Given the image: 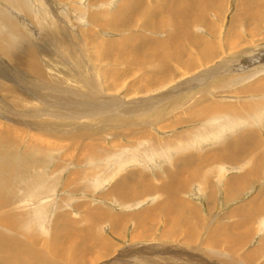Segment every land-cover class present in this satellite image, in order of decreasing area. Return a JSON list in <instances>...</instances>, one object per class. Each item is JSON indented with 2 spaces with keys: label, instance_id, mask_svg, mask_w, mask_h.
<instances>
[{
  "label": "rangeland",
  "instance_id": "1",
  "mask_svg": "<svg viewBox=\"0 0 264 264\" xmlns=\"http://www.w3.org/2000/svg\"><path fill=\"white\" fill-rule=\"evenodd\" d=\"M155 1L164 3V0H143V8L138 11L146 8L150 11ZM27 2L32 15L23 14L9 2L0 0V22L5 23L3 19H8L23 28L21 35L25 36L24 43L30 46L27 38L32 40L38 57L36 61L41 65L44 75L33 70L28 72L27 65L31 62L29 55H23L24 67L15 68L0 53V133L7 131L17 140L13 147L18 152H14L26 154L27 165H33V168L28 169V172H16L18 177H14L2 167L0 180H4L2 184L5 181L13 184L16 196L24 195L22 199L27 198L25 204L15 202L13 206L17 210L32 206L27 204L29 198L39 205L31 208L36 210L33 211L37 213L33 215V221L38 220L37 223H28L29 231L33 230L34 233L27 238L39 242L32 249L41 253L52 251L49 261L53 264H264V128L260 126L264 125V110L261 116L248 113L245 119H236L231 114H227L225 119L220 113L198 117L208 102L217 103L220 107L216 109L223 110L220 104L236 106L251 102L255 105L263 101L262 93L253 94L251 90L255 89V81L264 77V30L254 31L252 26L254 32L250 35L251 30L247 31L250 26L248 23L244 25V16H238L236 6L256 2L252 6L259 4V11L255 14H260L264 13V0H224V5L221 0H217L214 2L217 5L206 9L208 22L205 26L195 23L190 30L194 36L213 41V49L221 51H218V58L201 57L194 48L181 53L187 59L195 57L194 67L189 68L190 79L196 76L194 74L205 71H211L212 75L197 82H189L187 86L181 85L183 82L178 79L180 75H175L174 88L178 85L185 88L173 89L174 94L162 101L160 98L166 88L161 89L164 86L158 83H148L145 87L146 83L141 79L144 74L150 73L149 68L143 66L139 69L134 63L136 56L132 51L137 40L146 39L150 42L162 37V32L144 26V21L140 19L135 21L138 25L131 23L130 15L133 9L137 10V0ZM158 10L163 13L162 9ZM106 12L110 14L109 19L118 17V12L122 17L118 18V24H111L110 29L101 24L96 25L99 15ZM36 18L44 23L48 18L46 24L51 23V27L41 28L42 22L38 24ZM234 20H237L236 25ZM261 24L264 26V20ZM141 27H144L143 30ZM4 30L8 32L7 27L5 29L0 25V32L7 34ZM228 30H233L230 34L233 37L244 38V42L237 44L231 54L224 53V50L231 49L229 37H225ZM125 43L123 50L127 54L122 60L124 65L114 64L113 56L100 61L98 55L105 46L113 44L116 57L117 49L123 48ZM146 49L138 48L140 54L137 58L149 55L150 51ZM226 62L231 63L232 70L218 69ZM170 63L173 70H179V74L188 73V63L184 65L185 69L169 59ZM124 67H130L129 71L125 72ZM116 70L128 75H124L118 87H114L112 82ZM154 71L156 74L159 69ZM252 71H255V75L245 79V75ZM104 83H107L108 88L102 92ZM40 86L42 88L38 89ZM37 94H44L45 97L40 100ZM112 97L115 98V110L108 111L109 107L103 109L106 103L113 107L114 103L107 101ZM252 116L261 119V123L250 121ZM225 128H229L230 133L225 134ZM216 131H219L218 136L225 134L221 137L225 142H232L235 137L239 140L247 134L245 138H248L244 140L252 142L253 153L250 157H240L237 155L239 147L235 146L236 157L233 162L225 165L213 161L212 151L218 154L217 150L225 144L218 147L220 138L214 142L212 138ZM251 131L255 134L253 137L259 138L250 139ZM178 140L184 141L185 146L182 151H178L177 147L176 152L179 154L174 155L170 146L177 144ZM259 140L261 146L257 145ZM200 141L203 143L200 144ZM0 143L3 145L1 140ZM42 143L48 145L47 150L41 148ZM84 143H87L86 146ZM1 145L0 149L4 151ZM178 156L184 159L185 156L194 160L198 158V162L200 157L201 162L195 166L192 160H186L184 165L189 169L186 167L180 171L183 164H177ZM15 158V155L8 156L6 153L0 161L6 165ZM16 160L20 162L22 157ZM178 169L180 173H189L188 177L184 175L186 193L182 195L184 208L181 209L186 218L192 216V219H179L177 224L188 221H191V225L197 224L193 220V215L197 213L203 219V224L197 225V231H185L181 225L175 233L176 222H168L165 215L179 207L167 202L166 196L170 191L175 193L172 177ZM194 170L196 172L192 173ZM249 170L253 171L252 174ZM1 181L0 187L3 186ZM30 183L33 186L27 188L25 194L23 187ZM188 204L191 209L185 206ZM165 206L168 208L163 209ZM26 209L20 213H28ZM4 210L6 207H1L0 213ZM234 210L241 213L238 215ZM94 212L101 213L97 221L91 218ZM105 212L107 214L103 216ZM150 212H156L157 216L154 218ZM143 213L148 215L137 220L134 218ZM111 215L120 222L114 223ZM6 216L7 213L0 216L1 232L20 235L21 238L29 232L22 229L9 232L1 222ZM142 224L148 225L149 229L142 228ZM224 228L229 231H222ZM217 231L223 235L229 234L227 237H236L238 234L240 238L244 235V242L220 241L219 246L208 243L209 235L213 236ZM54 233L58 235L56 244L52 238ZM186 233H189L188 236Z\"/></svg>",
  "mask_w": 264,
  "mask_h": 264
},
{
  "label": "bare ground",
  "instance_id": "2",
  "mask_svg": "<svg viewBox=\"0 0 264 264\" xmlns=\"http://www.w3.org/2000/svg\"><path fill=\"white\" fill-rule=\"evenodd\" d=\"M3 1V0H2ZM7 2H9L11 4V6H14L15 8L21 10V12L24 13H27V14H31V9H29L28 5L26 4L27 0H5ZM127 1V0H126ZM136 1V0H135ZM217 1V0H164V3L161 1V2H156V4L154 5V8H151L150 11H148V8L146 9H143L141 11H138L140 9L143 8V0H137L138 2V6L137 7V10L136 8L132 10V13L130 16L132 19H130L131 23L135 22V21H139L137 19H140L141 21H144V26L148 27V28H152L153 31H157V32H162V37L164 35V38H158L156 40H151L150 42L149 41H145L146 39H143V40H137L136 44H135V48L133 49L132 53L134 56V63L137 64V67H139V69H141L143 66H148L149 70L148 72L150 73H146L143 75L141 81L142 82H145V87L147 85H149L148 83H152V84H160V86H164L162 87L161 89H165L166 90L163 92V96L160 98V100H165L167 99L168 97L172 96L174 93H173V89H180V90H183L184 88L180 85L176 86L174 88V84H175V75H180L178 79H180L183 83L181 85H188V83L190 82H197V81H200L201 79H206L208 76H211L212 75V72L211 71H205L204 73H201V74H194L196 76H193L191 77V79L189 78V71L190 69L189 68H192L194 67V58L192 59V57H190L189 59L186 58V56L184 54L181 53V51H187L189 49H196V51L198 52V55L199 56H203V57H206L207 59H215V58H218L217 57V54H218V51L220 49L216 48V49H213L214 48V45H213V41H209V39L205 38V37H199V36H194L193 35V32L191 33V28L193 27V25L195 23H200L201 25L205 26V23H207V15H205V12H206V9H212V7L214 5H217V4H214V2ZM222 1V4L224 2V0H221ZM124 2V0H123ZM129 2V0H128ZM153 2V3H155ZM28 3V2H27ZM152 3V4H153ZM218 3V2H217ZM220 3V2H219ZM227 3V2H226ZM256 2L252 3V4H249V3H245V4H241V5H237L236 6V13H238V16H244L242 17L243 21L245 22L244 25H248L250 26L247 31H250L251 29L254 28V31H260L261 30L263 31L264 30V26L261 24V21L264 20V13H260V14H255V12H258V6H260L259 4H257L256 6H252V5H255ZM25 4V5H24ZM126 4V2L124 3ZM123 4V6H124ZM151 4V5H152ZM220 4V5H222ZM224 5V4H223ZM128 4H127V8H128ZM126 7V6H125ZM218 7V6H217ZM158 9H162L163 10V13H159ZM219 9V8H218ZM2 10V9H1ZM122 10V9H121ZM126 9H124L125 11ZM128 10V9H127ZM131 10V9H130ZM147 10V11H146ZM161 10V11H162ZM2 12H4L2 10ZM1 13V12H0ZM5 13V12H4ZM123 13V12H122ZM138 13V14H137ZM33 14V12H32ZM31 14V15H32ZM117 14H119L118 17H114L112 19H109V15L107 12L106 13H102L101 15H99V18L101 20H99V18H97V22H96V25L97 24H101L103 25V27L107 28V29H110L111 27V24H118L119 22V19L122 18L121 17V13L118 12ZM1 15L0 14V19H1ZM127 15V13H126ZM125 15V17H126ZM140 15V16H138ZM5 16V15H3ZM34 16V15H33ZM124 16V14H123ZM119 18V19H118ZM129 18V17H128ZM236 18V17H235ZM37 19V18H36ZM257 19V20H256ZM5 20L6 22L4 23L2 20V22H0V25L3 26L5 29L6 27L8 28V32L6 30H4V32L6 31L7 34L5 33H1L0 35V53L3 54L5 57V59L7 58V60L10 62V65H14L15 68H22L21 66H23V60L22 58L24 57L23 55H29V58L31 60L30 64L27 65V70L28 72H30V70H33L35 73L39 74V75H44L43 73V70H42V67L41 65L36 61L37 60V55L36 53L34 52L36 50V47L35 45L33 46V42L32 40L30 41L28 38H27V41L30 43V46H27L24 41H25V36L23 37L21 34H22V27H20V25H17L12 23V22H9L8 19H3ZM10 20H13V19H10ZM38 20V24H40L42 22V27L41 28H44V29H49L51 27V23H47L46 22H49L48 18L45 19V23L43 21L40 20V18L37 19ZM194 20V22H192ZM219 20V19H218ZM250 20V21H249ZM94 21V20H93ZM249 21V22H248ZM233 22H235V25L237 23V20H234ZM233 22L231 23L233 25ZM14 26H12L11 24ZM136 23V22H135ZM252 23V24H251ZM125 25V23H123ZM122 24V25H123ZM137 24V23H136ZM138 25V24H137ZM99 26V25H97ZM118 26V25H117ZM141 26V25H140ZM143 26V25H142ZM253 26V28H252ZM139 27V26H138ZM237 27V26H236ZM22 28V29H21ZM97 28V27H96ZM121 28V27H120ZM127 28V26H126ZM142 28V27H141ZM144 28V27H143ZM142 28V30H143ZM231 28V26L229 27V29ZM100 29V28H98ZM102 29V28H101ZM100 29V30H101ZM123 29V27L121 28ZM129 29V28H128ZM131 29V28H130ZM140 29V28H139ZM246 29V28H245ZM118 30V29H117ZM2 31V30H1ZM119 31V30H118ZM117 31V32H118ZM221 31V30H220ZM251 30L250 32V35L253 34V32ZM120 32V31H119ZM122 32V31H121ZM146 32V30L144 31ZM148 32H151V30L149 31L148 29ZM233 30H228L227 34H226V39L228 38V43H229V47L231 48L230 50H224V53L225 54H231L234 49H235V46L237 44H241L244 42V38H242L241 36L238 37H233V35H230L232 34ZM115 33V32H114ZM147 33V32H146ZM157 34V33H156ZM148 35V34H146ZM150 35V34H149ZM160 35V34H159ZM235 35V33H234ZM222 36V35H221ZM236 36V35H235ZM149 37V36H148ZM256 37V36H255ZM149 39V38H148ZM150 40V39H149ZM225 40V39H224ZM143 41V42H141ZM26 42V41H25ZM103 42V41H102ZM219 42V41H218ZM142 44V45H139ZM120 44V43H119ZM218 44L217 43V47H218ZM26 45V47H25ZM113 45V44H112ZM112 45H107L104 47V50H102V52L98 55V57L100 58V61L103 60H107L110 56H113V63L114 64H117L120 66V64L123 63V59H124V56L125 54H127L126 51H124L123 49L125 48V44H123V48H118L116 52H118L116 54V57H115V54L113 51V49H115L114 46ZM114 45H116L114 43ZM121 46V45H120ZM147 48V52H149L150 54L147 56H145L144 58H137V56L140 54L139 51H137L138 48ZM34 48V49H33ZM38 49V48H37ZM43 49V48H42ZM191 51V50H190ZM228 51V53H227ZM189 52V51H188ZM221 52V51H219ZM237 52V51H236ZM40 53V52H39ZM142 53V52H141ZM144 53V52H143ZM180 53L182 54V56L180 55ZM192 53V52H191ZM142 55V54H141ZM197 55V56H198ZM224 55V54H223ZM198 56V57H199ZM220 56V55H219ZM224 57V56H223ZM222 57V58H223ZM25 58V57H24ZM206 58H204L203 60H205ZM159 59L158 62H156L157 60ZM169 59L173 62H176L178 63V65L181 66V68L185 69L184 65L186 63H188V73L185 72L184 74L185 75H181L179 74V70H173L171 68V63L169 64ZM174 59V60H172ZM200 59V58H199ZM156 62V63H155ZM198 62V61H197ZM199 63V62H198ZM206 64V63H205ZM231 63H222L220 65V67L218 69H230V66L229 65ZM124 65V64H122ZM126 65V64H125ZM196 66V65H195ZM24 67V66H23ZM199 67V66H198ZM263 67V66H262ZM14 68V67H13ZM128 68V69H126ZM124 67V70L125 72L129 71V68L130 67ZM259 68V67H258ZM155 69H159L158 73H154ZM179 69V68H178ZM217 69V71H218ZM245 69V68H244ZM248 69V68H247ZM115 70V69H114ZM123 70V69H122ZM123 70V71H124ZM184 70V71H186ZM226 70V71H227ZM261 70V69H260ZM117 71V70H116ZM121 72V71H117L114 73V76L112 77V82H113V86L114 87H118L119 86V83H120V80L122 78H124V75L126 76L127 74L124 73V72ZM131 71V70H130ZM215 71V72H217ZM192 72V71H191ZM190 72V73H191ZM214 72V71H213ZM258 72V71H256ZM130 73V72H129ZM251 73V72H250ZM248 73L247 75H245V79H250L251 77H253L255 75V71H252V73L250 74ZM25 74V73H24ZM259 75V74H258ZM30 76V75H29ZM128 76V75H127ZM132 76V75H131ZM237 76V75H236ZM214 77V76H212ZM189 78V79H188ZM211 78V77H210ZM223 78V77H222ZM184 79V80H183ZM188 79V81H187ZM194 79H196L194 81ZM221 79V78H220ZM30 80V79H29ZM231 78L228 79V81H230ZM186 81V82H185ZM234 83V82H233ZM256 85H255V89L254 90H251V92L253 94H260L262 93L264 95V77L259 79L258 81H255ZM259 83V84H258ZM24 84V83H23ZM29 87V86H28ZM144 87V88H145ZM173 87V88H171ZM180 87V88H179ZM260 89H259V88ZM42 88V86H40L38 89ZM107 88H108V85L107 83H104L102 85V92H105L107 91ZM37 89V90H38ZM190 89V87H189ZM88 90V89H87ZM87 93V92H86ZM85 93V94H86ZM239 93V92H238ZM88 94V93H87ZM38 95V94H37ZM94 96V95H93ZM210 96V95H209ZM239 96V95H238ZM45 97V95H38L37 98H40V100H43V98ZM35 98V97H34ZM88 98V97H87ZM205 98H208L206 97L205 95ZM263 98V101L259 104V103H256L255 105H253V103L249 102L247 104H237L236 106L233 105V104H228V103H224V104H220L222 107H223V110H218L216 108L220 107L218 106L217 103L213 102V103H209L208 102V105H206L207 107H205L201 112H200V115H198V117L200 116H206V114L208 115H213V114H221L224 116V118L226 119V116L227 114H231L232 117H235L236 119H241L242 117H246L248 113H257L259 116H261V113L262 111L264 110V97ZM83 99V98H81ZM111 100V102H113L114 104H112L113 107H111L110 103H106V107L103 108V109H108V111H113L115 109L114 108V105H115V98L112 97V99H108L107 101ZM119 100H121V98L119 97ZM169 100V99H168ZM255 101V99H253ZM257 100V99H256ZM84 101V99H83ZM258 102V100H257ZM82 103V101H81ZM123 102H120V104H122ZM101 105V104H100ZM105 106V105H104ZM235 106V107H234ZM82 107V106H81ZM233 107L235 108V110H233ZM84 108V107H83ZM216 109V111H215ZM84 110V109H83ZM134 110H136V107H134ZM11 112V111H10ZM234 113H238L236 114V116L234 115ZM240 113L242 114V116L240 117ZM23 114V113H22ZM120 116V115H119ZM204 116V117H205ZM197 117V116H195ZM197 117V118H198ZM209 117V116H208ZM117 118V117H116ZM222 118V119H224ZM245 119V118H244ZM119 120V118H118ZM230 120V119H229ZM26 121V120H25ZM177 121V120H176ZM233 121V120H232ZM250 121H253V122H257V123H261V119H256L254 116H252V118L250 119ZM41 122V121H40ZM236 122V121H234ZM264 122V120H263ZM215 123V122H214ZM237 123V122H236ZM247 123V122H246ZM238 124V123H237ZM254 124V123H253ZM202 125V124H201ZM232 125V124H231ZM234 125V124H233ZM240 125V124H239ZM205 126V125H204ZM241 126V125H240ZM262 128H264V125H260ZM235 127V126H234ZM233 127V128H234ZM237 127V125H236ZM235 127V129H236ZM242 127V126H241ZM226 129V133H230V129L229 128H225ZM209 130V128H208ZM218 130V129H217ZM223 130V129H222ZM238 130V128H237ZM4 131V130H3ZM241 131V130H240ZM238 131V132H240ZM244 130H242L243 132ZM253 131V130H252ZM249 132L251 133V138L250 139H253L254 137L256 138H259L257 136H254L255 135L253 132ZM263 131V134H264V130ZM235 132V131H234ZM233 132V133H234ZM237 132V131H236ZM131 133V132H130ZM221 133V131H220ZM232 133V134H233ZM246 133V132H245ZM21 134V133H20ZM208 134V133H207ZM225 134H221L220 136L219 135V131H216V135L214 136V138H212L214 140V142L217 141V139L220 138L219 140V148L221 146H223V143L225 142V139L222 140L223 138H221L223 135L225 136ZM0 140L2 142V144L4 145H0L5 149L3 151V149H0V152H3L2 155H0V159H3L5 157V154L7 153V155H15L16 158H19V157H22V161L18 162L15 158V160L13 162H10L9 164H6L4 165V162L0 161V169H2V167L7 171V173L9 175H13L14 174V177H18V174L16 172H28V169H32L33 165H27V159H25V157H27L26 154H22V155H19L17 154L16 152H18V149H15V144H16V141L15 138L12 137V135L10 133H8L7 131L5 132H2L0 133ZM229 135V134H228ZM247 134L243 135L239 140H236L237 137H235V140L232 141V142H225L224 144V147L219 150H217L218 154H215V155H212V160L217 162V163H220V164H225L228 162L231 163L235 160V157H236V154H235V149L237 147L238 150H237V155H239L240 157L244 156L245 157H250L251 154L253 153L252 149H251V145L252 142H248V140H244L246 138H248V136L245 138ZM262 135V134H261ZM16 136V135H15ZM145 136V135H144ZM208 136V135H207ZM206 136V139H209L207 138ZM234 136H237V135H234ZM149 137V136H147ZM203 137V136H202ZM201 137V138H202ZM228 137V136H226ZM225 137V138H226ZM250 137V136H249ZM232 138V137H231ZM37 139V138H36ZM230 139V138H228ZM227 139V140H228ZM262 139V138H261ZM222 140V141H221ZM257 140V139H256ZM38 141V140H36ZM40 141V139H39ZM42 141V140H41ZM253 141V140H252ZM47 142H50V141H47ZM257 142V141H256ZM51 143V142H50ZM52 144V143H51ZM83 144V143H82ZM87 144V143H86ZM86 144L84 143V145L86 146ZM115 145L117 143H114ZM262 142L261 140L258 141L257 145L261 146ZM263 144H264V138H263ZM163 145V144H162ZM41 148H43V150H47V147L48 145L46 144H41L40 145ZM53 146V145H52ZM255 146V145H254ZM264 146V145H263ZM258 147V146H257ZM50 148V147H49ZM166 147H164L165 149ZM248 148V150H246ZM253 148V147H252ZM249 149H251V151H249ZM223 150V151H221ZM259 149H257L258 151ZM16 151V152H14ZM256 151V150H255ZM260 151V150H259ZM242 155V156H241ZM255 155V154H254ZM40 156V155H39ZM211 157V156H210ZM253 157V156H252ZM255 157V156H254ZM259 157V156H258ZM70 158V157H69ZM214 158V159H213ZM209 159V158H208ZM239 159V158H237ZM236 159V160H237ZM261 159V158H260ZM42 160V159H41ZM241 160V158H240ZM239 160V161H240ZM254 160V159H253ZM11 161V160H10ZM43 161V160H42ZM41 161V162H42ZM193 161V160H192ZM211 161V160H209ZM243 161V160H242ZM8 162V161H7ZM35 162V161H33ZM146 162V161H145ZM194 162V161H193ZM257 162L259 163V161L257 160ZM260 162H263L262 160ZM36 163V162H35ZM180 163V161H179ZM183 164V163H182ZM195 166L198 164V163H193ZM207 164H208V161H207ZM36 165V164H35ZM40 165V163H39ZM37 166V165H36ZM176 166V165H175ZM27 167V169H25ZM56 167V166H55ZM181 167V166H180ZM187 165H183L181 167V170L180 171H184L183 169L185 168L186 169ZM200 167V166H199ZM208 167V166H207ZM188 168V167H187ZM219 168V167H218ZM189 169V168H188ZM221 169V168H220ZM219 169V170H220ZM179 170V169H178ZM192 170V168H190V171ZM186 171V170H185ZM250 173L252 174L253 171L249 170ZM29 172H32L33 174L35 172L33 171H29ZM178 172V171H176ZM189 172V171H188ZM196 172V170L192 171V173ZM243 172V171H242ZM16 173V174H15ZM42 173V172H40ZM168 173V172H167ZM180 173V172H179ZM184 173V172H183ZM201 173V172H200ZM249 173V172H248ZM38 174V173H37ZM182 174V173H180ZM178 174L180 177L181 175ZM189 174V173H188ZM187 174V175H188ZM175 175V174H174ZM183 175V174H182ZM192 175V174H191ZM172 176V175H171ZM176 176V175H175ZM172 177V178H175ZM178 176V177H179ZM242 176V175H241ZM249 176V175H248ZM13 177V178H14ZM46 177V176H44ZM188 177V176H187ZM41 176L38 178V180H40ZM204 178V177H203ZM230 178V177H229ZM11 179V177H10ZM126 179V178H125ZM6 180V179H5ZM173 180V179H172ZM1 181V180H0ZM4 180L1 181V184L3 183ZM11 181L14 182V179H11ZM182 181V180H180ZM120 184V183H118ZM173 184V183H172ZM3 186L0 187V208L1 207H6V210L2 211L0 213V216L3 215L4 213H7V216L6 218L4 219V221H1L2 222V226L3 227H6L7 230L9 232H15L17 231L18 229H22L24 231H29L30 230V227L28 226V223H32V224H35V222L37 223V221H33V215L37 214V213H34L35 211L33 209H31L32 207L34 206H39L38 204H36V202H33L30 200L27 201V204H30L32 206H24L22 207V209L17 210V208L13 205H15V202H17L18 204L20 202H23V204H25V201L27 200V198L25 199H22V197H24V195H21V196H16V192H15V189L13 187V184H10V182H7L5 181L4 184H2ZM181 185V184H180ZM31 186H33V184L30 183V185H25L23 187V191L25 194H27V191L26 189L27 188H31ZM128 187V186H127ZM179 187V186H178ZM232 187V186H231ZM126 188V187H125ZM138 188V187H137ZM21 189V188H20ZM33 189V188H32ZM114 190V189H113ZM131 190V189H130ZM111 191V190H110ZM116 191V190H115ZM124 191L123 190V193L124 194ZM20 194V193H19ZM134 193H132V196H133ZM130 195V194H128ZM26 196H30V195H26ZM35 196V195H34ZM136 196V195H135ZM134 196V197H135ZM38 200V199H37ZM261 203V202H260ZM16 204V205H18ZM260 206V205H259ZM258 206V207H259ZM26 208H30V209H26ZM23 209H26L25 211L28 212V213H20L21 210ZM40 208L37 209V211L39 210ZM34 211V212H33ZM41 209L38 211L40 212ZM252 211V210H251ZM86 212V211H85ZM39 214V213H38ZM106 212L105 214L103 213V216H106ZM88 215V214H87ZM90 215V214H89ZM245 215V214H244ZM101 216V213L100 212H94V214L91 216V218L94 220V221H97L99 220ZM90 218V219H91ZM241 218V217H240ZM111 219L114 223H117L119 220H117L115 217H113L111 215ZM92 220V221H93ZM251 221V220H250ZM71 222V221H70ZM120 222V221H119ZM26 224V226H24ZM186 224V223H185ZM240 226V225H239ZM223 227V226H222ZM238 228V227H237ZM222 230H225L222 229ZM234 230V229H233ZM56 231V230H55ZM229 231V229H228ZM238 231V230H237ZM32 233H34L33 230L23 234V238L20 237V235H7V234H4L3 232L0 231V264H53L49 261V256L52 254V251H45L43 253L41 252H36L32 249V247L36 246L39 244V242L37 240H30L27 238V236L31 235ZM37 233V232H36ZM236 233V232H235ZM216 235V234H215ZM217 235H219L220 237V240L219 241H228L230 240L232 242V240H235V242L237 240H240L238 242L240 243H243L244 240H242L243 238L245 239L244 235H241L240 238L239 236L237 237H227L226 235L229 236V234H219L217 233ZM226 236V237H225ZM235 236V235H234ZM216 237V236H215ZM218 237V238H219ZM246 237H248L246 235ZM53 241H55L54 243L56 244L57 240H58V235L57 234H53ZM213 237L209 235V241L208 243L211 244V242H213ZM247 240V239H246ZM219 244V243H217ZM235 246V245H234ZM242 247V246H241ZM236 250V249H235ZM239 250V249H238ZM83 252H85V249L83 250ZM251 253V252H250ZM252 255V253H251ZM250 255V256H251ZM249 256V257H250ZM229 259V258H228ZM223 262V261H222ZM253 263V262H252Z\"/></svg>",
  "mask_w": 264,
  "mask_h": 264
},
{
  "label": "crops",
  "instance_id": "3",
  "mask_svg": "<svg viewBox=\"0 0 264 264\" xmlns=\"http://www.w3.org/2000/svg\"><path fill=\"white\" fill-rule=\"evenodd\" d=\"M236 114H238V113H234V115L236 116ZM177 140V139H176ZM175 140V141H176ZM205 142H207L206 140H205ZM180 143V144H179ZM200 144H202L203 142L202 141H200L199 142ZM186 144H187V142H186ZM196 144H198V143H196ZM185 146V143H184V141H182V140H178V143L177 144H174L173 146H170L172 149H171V151L172 150H174V152L172 151V154H174V155H177V154H179L178 152H176L177 150L178 151H182V148ZM178 147V148H177ZM176 148H177V150H176ZM160 149L162 150V148L160 147ZM216 149V148H215ZM212 153H213V155H215L216 154V152L215 151H212ZM207 159H206V161L208 160V156L206 157ZM199 159H200V161L199 162H201V158L199 157ZM186 160H193L194 162H192V163H199L198 162V158H197V160H196V158H195V160H194V158H190V157H186L185 156V159H184V157H182V156H178V158L176 159V161H177V164L179 163V161H180V163L179 164H182L183 163V165L187 162ZM180 170H181V168H180ZM180 171L178 170V172H175V174H176V176H175V178L173 179V182H174V185H175V187H174V191H175V193H172L171 191L170 192H168V193H166L167 195V202H169V203H172V204H175V205H177V206H179V207H177V208H175V209H173L171 212H168V214H165L166 215V217H167V219H168V222H170V223H175V226H177V228H175L176 230H175V233L177 232V231H179L180 229H179V227L178 226H181V225H183L184 226V228H182L183 230H185V231H188L189 229H191L192 231L193 230H196V227H197V225L198 224H203V219H202V216L201 215H199V214H194L193 215V220H195L196 222H197V224H192L191 225V221H188L186 224L184 223V224H177V221L179 220V219H192V216H189L188 218H186L185 217V215H184V213H183V210L181 209V208H184V202H183V199H182V195H184L185 193H186V186H185V182H186V174H185V172L184 173H182V174H180L179 173ZM178 174H180L181 175V177L178 175ZM184 175H186V176H184ZM179 176V177H178ZM180 180H182V181H180ZM236 183V182H235ZM181 184V185H180ZM179 186V187H178ZM183 187V188H182ZM263 190H264V188H263ZM182 205V206H181ZM186 207H188V209H191V206H189V204L188 205H185ZM154 208V207H153ZM166 208H168V206H165L163 209H166ZM233 212H235V213H238V215H239V213H241L239 210H234ZM144 213H146V212H144ZM144 213H143V215L142 216H135L134 218H136V220L139 218H142L143 216H147L148 214H145L144 215ZM151 216H153L154 215V218L157 216L156 215V212H150L149 213ZM249 215H251L250 213H248ZM150 216V217H151ZM127 217V216H126ZM131 217V216H130ZM128 218V217H127ZM129 219V218H128ZM148 219V218H147ZM156 220V219H155ZM144 222V221H143ZM152 226H154V220H153V222H152ZM142 228H146V229H149L148 228V225H146V226H144L143 224H142ZM212 229H213V227H212ZM216 229H218V228H216ZM225 229H228V228H225ZM234 229V228H233ZM238 229V228H237ZM215 230V229H214ZM231 230H232V228H231ZM235 230V229H234ZM197 231V230H196ZM223 231V230H222ZM190 233V232H189ZM189 233H186L187 234V236H188V234ZM217 233H219L218 231L212 236L214 239H213V243L215 244V246H219V244H217V243H220V237H219V235H217ZM220 234V233H219ZM221 235V234H220ZM197 236H198V234H197ZM216 236V237H215ZM219 237V238H218ZM234 237V236H233ZM232 237V238H233Z\"/></svg>",
  "mask_w": 264,
  "mask_h": 264
}]
</instances>
